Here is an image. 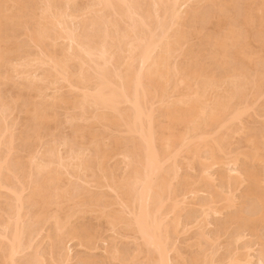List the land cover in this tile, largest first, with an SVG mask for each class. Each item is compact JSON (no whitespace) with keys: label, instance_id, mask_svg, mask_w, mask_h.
<instances>
[{"label":"bare ground","instance_id":"1","mask_svg":"<svg viewBox=\"0 0 264 264\" xmlns=\"http://www.w3.org/2000/svg\"><path fill=\"white\" fill-rule=\"evenodd\" d=\"M77 2L0 0V85L13 77L28 81H16L11 102L2 101L0 89V264H43L36 241L47 223L54 231L44 236L58 247L72 239L94 244L91 227L69 226L71 218L88 212L103 217L115 234L138 241L129 258V252L108 247L114 264L249 263L250 241L236 245L244 229L234 231L223 256H217L219 231H204L206 219L192 225L198 250L186 257L176 242L190 225L180 213L189 205L187 195L196 198L202 190L209 191L198 202L204 218L236 206L235 190L246 184L242 195L259 205L260 214L253 218L239 209L231 218L242 227L264 219V129L248 132L241 123L251 110L256 116L264 111V102L254 105L264 94V0H90L74 12ZM19 33L37 53L24 51L29 45L17 41ZM58 40L66 47L55 48ZM65 86L67 95L56 92ZM48 87L51 101L33 103L27 91L36 98ZM18 103L26 122L16 134L23 121L8 116ZM58 106L78 112L66 116L71 134L57 145L70 147L66 157L56 142L47 148L42 142L54 115L50 109ZM240 133L250 149L243 151L245 160L262 167H230V192L214 190L210 169L234 166L238 157L226 158L229 139ZM18 147L28 154L14 155ZM204 148L209 158L202 159ZM116 155L124 165L121 175L109 165ZM184 159L189 167L191 161L201 165L199 178L179 174ZM261 245L257 264H264ZM53 249V264H70L69 248H59L58 256ZM28 250L35 252L18 260Z\"/></svg>","mask_w":264,"mask_h":264},{"label":"rangeland","instance_id":"2","mask_svg":"<svg viewBox=\"0 0 264 264\" xmlns=\"http://www.w3.org/2000/svg\"><path fill=\"white\" fill-rule=\"evenodd\" d=\"M84 1V5L86 6L87 5V3L90 1V0H78V2H79V4H78V2H77V4H76V9H74V7H72L73 9H71V10H73L74 12L75 11H77V9H81V7L83 8L84 6H83V4H82V6H80L81 5V3ZM88 1V2H87ZM86 3V4H85ZM78 6V7H77ZM76 20H74L73 21V23H72V26L74 27V26H77L76 25V22H75ZM77 24H78V22H77ZM20 34V33H19ZM18 34V35H19ZM21 35V34H20ZM18 38H17V41L19 40L21 43L23 42V41H21V40H26L27 39V37L26 36H24V35H21V36H17ZM18 41V42H19ZM62 41V42H61ZM195 41V40H194ZM19 42V43H20ZM25 44H24V46H27V45H29V46H27L26 47V49H25V47H24V51L26 52V53H31V54H34V52L35 53H37L36 51H38V49L37 48H35L32 44H28V40L27 41H25L24 42ZM62 45H61V44ZM65 43V44H64ZM56 44H60L61 45V47L62 46H64V47H66V42L65 41H63V40H58L57 41V43ZM58 45H56L55 46V48H57V49H61V47H60V45L58 46ZM257 46V44H254V47H256ZM31 46V47H30ZM33 46V47H32ZM63 48V47H62ZM30 51V52H29ZM32 51H33V53H32ZM16 62H17V60H16ZM73 66V65H72ZM5 69H7V68H2V74L3 73H7V71L5 70ZM11 73V72H10ZM9 73V74H10ZM39 73H41V70L40 71H37V73L36 74H38V75H40ZM11 75H12V73H11ZM17 79H19V80H17ZM18 82V84L19 83H25V82H28L27 80H23L22 81V79H20V78H17V77H13L12 78V80H10L9 81V83L8 82H5V84H6V86H1V85H5L4 83L3 84H1L0 86V89L2 90L3 88H4V90H2V91H4V92H2V94H3V96H2V98H6L5 100H3L2 99V101H4V102H7V100H8V102H11L12 101V99L15 97V95H14V97H13V94H15L16 93V91H17V88H18V86L19 85H17V82ZM16 83L15 85L13 84V83ZM7 84H9V86H10V88H9V86H7ZM48 86V84H46L44 87H47ZM7 87V88H6ZM13 87V88H12ZM17 87V88H16ZM9 89V90H8ZM68 88L65 86V88L64 87H62V88H59L58 89V91H56V92H58V93H62V92H64V93H62V94H66V92L68 91L67 90ZM12 90V91H11ZM60 90V91H59ZM10 92V94L12 95V98L10 97L11 95L8 93V92ZM25 91H27V90H25L24 88L21 90V92L23 93V94H25V95H27L26 94V92ZM45 91L47 92V93H44V96H36V98H34L35 97V93H31V91H27V93H28V95L30 96V99L33 101V103H35L36 101H38V102H46V103H48V102H50L51 100L49 99V97L51 98V96L53 95V93L52 92H54L52 89H50L49 87L47 88V89H45ZM5 92H7V93H5ZM48 92H50V93H48ZM30 93V94H29ZM6 94V95H5ZM34 94V95H33ZM46 94V95H45ZM51 94V96H49ZM33 95V96H32ZM67 95V94H66ZM261 97V98H260ZM43 98H44V100H43ZM264 94H262L261 96H259V99H257L256 101H255V103H254V105H255V107L256 108H258V106L260 105V104H262V102H264ZM260 100H261V102H260ZM31 101V102H32ZM259 102V103H258ZM258 104V105H257ZM254 105H253V107H254ZM18 107V108H17ZM55 107V106H54ZM52 108V109H50V114L52 115L53 113H54V115L52 116V120H51V122H50V124H49V126H48V128L50 127V129H48L47 128V131H45L46 133H49V134H46L45 132L43 133V137L44 138H42V142H44L43 143V146L45 147V145H46V143L47 144H49V146H53V144H52V141L54 142V144H55V142H56V144H55V147H59L60 148V150H59V148H57L58 150H59V152H60V154H63V155H61V156H67V155H65V149L68 151L69 149H70V147H68V146H63V145H61V146H57L58 145V143L59 142H61L64 138L65 139H68L69 137L68 136H70V134H71V132H70V130H71V126H70V122H68V120H67V118H66V116L68 117V115H78V112L77 111H74V110H66V107H63V106H58L59 108L57 109H55V108ZM57 107V106H56ZM62 107V108H61ZM255 107H254V109H255ZM19 109V110H18ZM53 109H54V111H53ZM63 109H65V110H63ZM14 110V111H13ZM12 110V115H11V118H10V115L8 116V121H10V122H13L14 120L16 121V122H18V123H21L22 121V123L20 124V125H18L17 126V130L15 129V133L16 134H18L21 130H24V127H23V123H25L26 122V114L25 113H23L22 111H21V108H20V106H19V103H18V105L16 106V110L15 109H13ZM59 110V111H58ZM70 111V112H69ZM74 111V112H73ZM252 111H254V110H251L250 112H249V114H250V116H249V114H248V116L246 115V117H244V118H242V122L241 123H243L244 124V127H246L247 128V131L249 132V131H251L252 129H256V130H254V131H256L257 133H259V132H261L262 130L260 129V128H262V129H264L263 127H264V123H263V119H264V111L261 113V114H259V115H257L256 116V113H254V112H252ZM76 112V113H75ZM15 113V114H14ZM74 113V114H73ZM254 113V114H253ZM66 114V115H65ZM253 114V115H252ZM17 115V116H16ZM23 115V116H22ZM58 116V117H57ZM259 116H261V117H259ZM14 117V118H13ZM24 119H23V118ZM54 117V118H53ZM256 118V119H255ZM23 119V120H22ZM54 119V120H53ZM12 120V121H11ZM65 120H66V122H65ZM248 120V121H247ZM253 120V121H252ZM28 125H30V123H27ZM243 124H241V125H243ZM249 124V125H248ZM25 125V124H24ZM60 125V126H59ZM20 128H21V130H20ZM23 128V129H22ZM246 128H245V133H247L246 132ZM251 128V129H250ZM250 129V130H249ZM20 130V131H19ZM63 130V131H62ZM259 130V131H258ZM243 131V132H244ZM253 131V130H252ZM62 132V133H61ZM70 133V134H69ZM245 133H240L241 134V136H243V137H240V134H237V135H234L233 137H231L230 139H229V142H230V144H231V147H230V154H229V156H227L226 158H229L231 155H232V157H235V155L238 157V159H237V161H236V163L234 164V166H232L233 165V162H231L232 164H227V165H223V163L222 164H217V165H214L213 166V168L212 169H210V172H211V174H213V176H214V185H216V186H214L213 185V189L214 190H219V188H224V192H226V190L228 191L230 188V186H226V185H228L226 182V180H227V178L225 177V176H229V175H234L235 173L234 172H231L230 170L232 169V168H240L239 170L241 171L243 168V166L245 167H247V165L250 167V168H256V166L257 167H259V168H257V169H261V167H262V165L260 166V162H257V161H251L250 160V162H249V160L247 161V160H245L246 158H244V152L246 153V152H248V151H245V150H250V149H248L249 147H247V145H243V141H241V140H244V137H245ZM50 134H52V135H50ZM69 134V135H68ZM45 135V136H44ZM65 136V137H64ZM68 137V138H67ZM46 138V139H45ZM242 138V139H241ZM45 139V140H44ZM57 139V140H56ZM241 139V140H240ZM50 140V141H49ZM61 140V141H60ZM239 140V141H238ZM51 143V144H50ZM237 143H240L239 145L237 144ZM238 145V146H237ZM48 145H46V148L47 147H49ZM234 146V147H233ZM65 147V148H64ZM69 149H68V148ZM242 148V149H240V148ZM62 148H63V150H62ZM235 148V150H236V153H237V151H239L238 152V154L239 155H237L236 153H234V151L235 150H233V149ZM237 148H238V150H237ZM18 149H19V151L17 150V151H15L14 152V155H18V156H22L23 157V155L24 156H26V154H28V152H25V151H22L19 147H18ZM207 149V148H206ZM232 149V150H231ZM242 150V152H243V154L240 152ZM205 151V152H204ZM232 151H233V153H232ZM19 154H18V153ZM22 152V153H21ZM23 152H25V153H23ZM58 152V153H59ZM67 153V152H66ZM68 153H69V151H68ZM86 153H88V151H86ZM85 153V154H86ZM200 155L202 156V159L204 158L205 159V157H206V155H207V157L209 158V152H208V150H205V148L204 149H201L200 150ZM234 155V156H233ZM208 158H206L207 159V161H209V159ZM230 159V158H229ZM116 160V161H115ZM185 160V161H184ZM183 160V163L184 164H182L181 166V169H180V171H179V174L181 175L182 173H184V171H185V173L188 175V176H190L191 177V180L193 181V180H195V179H197V178H199L200 176H201V174H200V172H201V165L199 164V163H194L193 162V164H192V161L190 162L191 164H190V166L192 167H189V166H187L188 164L186 163V160H188V159H184ZM189 161V160H188ZM187 161V162H188ZM194 161V160H193ZM113 162H115V163H113ZM120 162V163H119ZM198 162V161H197ZM244 162H246V163H244ZM112 163V164H111ZM237 163H239V164H237ZM245 164V165H243L242 166V164ZM119 164V165H118ZM123 163L121 162V157H120V155H116V156H114V158L112 157V159H110V161H109V165H112L113 167L115 166V168H114V171H115V174H117V175H121L122 173H123V171H122V169L124 168V165H122ZM253 164L254 165H256V166H253ZM241 165V166H240ZM198 166V167H197ZM252 166V167H251ZM227 167V168H226ZM230 167H231V169H230ZM122 168V169H121ZM188 168H190V169H188ZM236 168V169H237ZM242 168V169H241ZM254 168V169H255ZM200 170V171H199ZM212 170V171H211ZM183 171V172H182ZM182 172V173H181ZM198 172V173H197ZM226 172V173H225ZM230 172V173H229ZM184 173V174H185ZM194 173V174H193ZM227 173H229L228 175H227ZM184 174H182V175H184ZM200 174V176L199 177H197L198 175ZM221 174V175H220ZM224 174V175H223ZM193 176V177H192ZM195 176V177H194ZM224 179L225 178V181L222 179V178ZM80 181L81 180H78V182H77V180L75 181V182H77V184H75V185H81V183H80ZM222 181V182H221ZM192 183H195V182H192ZM191 183V184H192ZM191 184H190V186L188 185L187 187L189 188H191V187H194V184H192V186H191ZM197 183H195V185H196ZM197 185H199V187H200V183H198ZM196 185V186H197ZM202 185V184H201ZM246 184H244V185H241L240 186V188H239V186H238V190L236 191L235 190V193L234 194H236V197L239 199L238 201H237V204H236V206H234V207H231V208H226V209H223L222 210V213L221 214H218V215H210V216H208L207 218H204L203 217V211H200V210H202V208L200 207V203H198V202H200V200H201V202L203 201V200H205L207 197H209V194H208V192L206 193V192H203V191H205V190H202V192L200 191L199 193H197L196 195H194V196H196V198H192L190 195H187L188 197H187V199L188 200H186L187 201V203L189 204V205H185V207L182 209V211H180V213H181V219H182V222H184L185 221V219H186V221L185 222H188V223H190V225H189V229H188V231H186V232H183V233H181L180 235H179V238L177 239V247L179 248V250H181L182 252H183V255L184 256H186V257H188L192 252H194V251H196V249H197V246H196V244H195V242H196V231H197V228L195 227L194 228V226H196V225H194L195 224V222H196V219L197 220H199L200 221V219L199 218H201V219H204V221H205V219L207 220V222L208 223H206V225H205V229H204V231L206 232V233H215V232H218V234L220 235V239H219V244L221 245V247L222 248H220L219 250H218V255L217 256H223V254L225 255L226 254V252H227V248H228V244H230L231 243V241H232V235L238 230V229H240L241 231H242V229H244L243 230V232H244V234L246 233V235H245V237L241 240V241H239L236 245L238 246H242L245 242H247V241H250V243H251V251H250V254H251V256H252V259H251V261L249 262V263H247V264H257V259H258V252H259V250H260V248H262L263 246L261 245V244H264L263 242H264V219L263 220H261V219H259V220H256V221H254V223H256L255 225H256V227H255V225H253L254 223H252L251 225H252V227H250V225H249V227H245V226H243L242 227V223H238V221H236V220H233L232 218H231V215L234 213H236V212H239L240 210H243L242 212L245 214H247V215H250V216H258L259 214H260V208H259V205L257 204V203H255V201L253 202L252 200H250V199H248L247 197L246 198H244L245 196H243L242 194H243V191H244V186H245ZM195 186V187H196ZM218 186V187H217ZM198 187V186H197ZM226 187V188H225ZM189 188V189H190ZM218 188V189H217ZM201 189H202V187H201ZM243 190V191H242ZM220 191H221V189H220ZM222 192H223V190H222ZM228 192H230V191H228ZM227 192V193H228ZM242 192V193H241ZM241 193V194H240ZM208 194V195H207ZM224 194V193H223ZM226 194V193H225ZM240 194V195H239ZM239 197H238V196ZM241 195L243 196V197H241ZM205 197V198H204ZM241 197V198H240ZM245 199V200H244ZM193 200V201H192ZM240 201V202H239ZM244 201V203H241V202H243ZM191 202V203H190ZM196 202V203H195ZM1 203L3 204L4 203V201L3 200H1ZM193 203V204H192ZM196 205H195V204ZM239 203V204H238ZM248 204V205H247ZM257 204V205H256ZM237 206H238V208H237ZM257 206H258V209H256L257 208ZM112 207H115V208H118V207H116V206H112ZM111 207V208H112ZM247 207V208H246ZM201 208V209H200ZM242 208V209H241ZM249 208H251L250 210H252V211H250L249 210ZM240 209V210H239ZM188 210V211H187ZM236 210V212H234ZM237 210H239V211H237ZM255 210H257V211H255ZM250 211V212H249ZM231 212H232V214H231ZM194 213V214H193ZM228 213V214H227ZM229 215V218L227 217ZM254 216V217H255ZM256 216V217H257ZM99 215L98 214H96V213H83V214H81V215H78V216H76V217H74V218H71V220L69 221L70 223H69V226L71 227V226H76L77 228H80V230H81V228H82V230H91L90 232L93 234V235H95L96 234V237H94L95 239H93L92 241L93 242H91V243H94V241H95V243L94 244H90V243H88V245L90 244V246H88L87 244H84V242H86V241H83V245H81L82 243L79 241V240H77V239H72V240H70V241H64L63 242V244H61L59 247L56 245V243H55V241H53V240H50V239H48V238H46L44 235V233L45 232H47L46 230L48 229V230H50V231H48V232H50L51 233V235H53V232H51V231H54L53 230V227H52V223H47L48 224V226H47V224L45 225V232H43V234H42V236H40L39 237V239H37V241H36V248H38V252L40 253V255L41 256H45L44 258L42 257V259H43V264H53V262L51 261V259H50V254H49V249H50V247L51 248H53L54 247V249H53V252L55 253L54 255H56L57 254V256L59 255V253H60V249L61 248H63V251L65 250V248L67 247V248H69V252H68V254H69V263L70 264H110V262L109 261H111V257H110V251L112 252V249H114V248H116L117 247V249L118 250H121V251H123L124 253H126V254H128V252H129V255H126L128 258L129 257H131V255L132 256H135L136 255V250H137V242L138 241H135L136 239L134 238V236L133 235H131V234H129L128 236H123V235H121V234H119V232L118 231H116V234L110 229V227H108V224H106V221H105V219L103 218V217H99ZM253 217V218H254ZM103 218V219H102ZM228 219V220H227ZM230 220V221H229ZM232 220V221H231ZM198 222V221H197ZM205 223V222H204ZM49 224H50V226H49ZM71 224H73V225H71ZM230 224V225H229ZM239 224H241V226L239 227ZM192 225H194V226H192ZM219 227H218V226ZM221 225V226H220ZM69 226L67 227V228H69ZM85 226V227H84ZM224 226V227H223ZM258 226V227H257ZM51 227V228H50ZM84 227V228H83ZM89 227H91V229L89 228ZM245 227V228H244ZM50 228V229H49ZM107 228H109L108 230H107ZM220 228V229H219ZM227 228V229H226ZM96 229V230H95ZM236 230V231H235ZM215 231V232H214ZM235 231V232H234ZM250 232V233H249ZM121 235V236H119V235ZM98 235V236H97ZM133 236V237H132ZM231 236V237H230ZM100 237V238H99ZM195 237V238H194ZM263 239H262V238ZM46 238V239H45ZM44 239V240H43ZM100 239V240H99ZM50 241H51V243H50ZM230 241V242H229ZM41 242V243H40ZM226 242V243H225ZM52 243H53V245H52ZM38 244V245H37ZM55 244V245H54ZM113 245H115V246H113ZM190 245H191V247H190ZM193 245V246H192ZM53 246V247H52ZM85 246V247H84ZM92 246V248H89V247H91ZM262 246V247H261ZM48 247V248H47ZM65 247V248H64ZM88 247V248H87ZM94 247V248H93ZM108 247H110V248H108ZM58 250H57V249ZM60 248V249H59ZM106 248V249H105ZM107 248L110 250L111 248V250L110 251H108L107 250ZM131 248V249H130ZM196 248V249H195ZM126 249V250H125ZM195 249V250H194ZM57 250V251H56ZM105 250H107V251H105ZM128 250V251H127ZM198 250V249H197ZM180 251V252H181ZM35 251L34 250H28L27 252H25L22 256H19V259L18 260H20V261H24V260H27L28 259V257H30L31 256V254L32 253H34ZM108 253H109V255H108ZM27 255V256H26ZM29 255V256H28ZM49 255V256H48ZM110 258H109V257ZM48 258V259H47ZM83 258V259H82ZM90 258V259H89ZM108 258V259H107ZM45 259V260H44ZM86 259V260H85ZM90 260V261H89ZM93 261V262H92ZM111 262H113V261H111ZM115 262H113V263H111V264H114Z\"/></svg>","mask_w":264,"mask_h":264}]
</instances>
